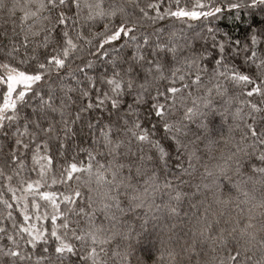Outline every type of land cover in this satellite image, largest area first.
I'll return each instance as SVG.
<instances>
[{
    "label": "snow or ice",
    "instance_id": "snow-or-ice-1",
    "mask_svg": "<svg viewBox=\"0 0 264 264\" xmlns=\"http://www.w3.org/2000/svg\"><path fill=\"white\" fill-rule=\"evenodd\" d=\"M0 19V264H264V0Z\"/></svg>",
    "mask_w": 264,
    "mask_h": 264
},
{
    "label": "trees",
    "instance_id": "trees-1",
    "mask_svg": "<svg viewBox=\"0 0 264 264\" xmlns=\"http://www.w3.org/2000/svg\"><path fill=\"white\" fill-rule=\"evenodd\" d=\"M185 2H190V3L194 4L195 0H182V3H185ZM192 23L197 24L199 22L198 21H192ZM214 23L217 24L218 27L222 31L229 32L233 36L234 39L243 37V24L240 21H235L233 19H230L227 15H225L220 20L215 21ZM5 28L10 29L11 24L10 23L6 24L4 22V19H0V30H3ZM3 92H4V88H3V86H0V102H2V99H3ZM42 223L44 224L45 227L50 228V221L42 222ZM4 242H6V241H4ZM21 243L23 244V242H21ZM39 251H40V249L38 246V248L36 249V253L39 254Z\"/></svg>",
    "mask_w": 264,
    "mask_h": 264
}]
</instances>
